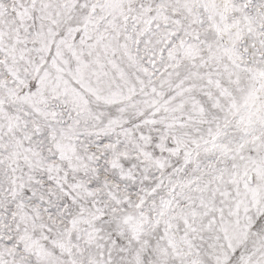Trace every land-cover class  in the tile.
Instances as JSON below:
<instances>
[{"label":"snow or ice","instance_id":"snow-or-ice-1","mask_svg":"<svg viewBox=\"0 0 264 264\" xmlns=\"http://www.w3.org/2000/svg\"><path fill=\"white\" fill-rule=\"evenodd\" d=\"M0 264H264V0H0Z\"/></svg>","mask_w":264,"mask_h":264}]
</instances>
